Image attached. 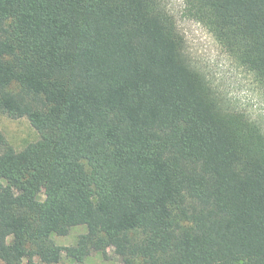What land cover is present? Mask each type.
<instances>
[{
    "label": "trees",
    "instance_id": "trees-1",
    "mask_svg": "<svg viewBox=\"0 0 264 264\" xmlns=\"http://www.w3.org/2000/svg\"><path fill=\"white\" fill-rule=\"evenodd\" d=\"M264 89V0H183ZM0 260L264 264V128L197 69L163 0H0ZM45 188L44 198L37 196Z\"/></svg>",
    "mask_w": 264,
    "mask_h": 264
},
{
    "label": "rangeland",
    "instance_id": "rangeland-1",
    "mask_svg": "<svg viewBox=\"0 0 264 264\" xmlns=\"http://www.w3.org/2000/svg\"><path fill=\"white\" fill-rule=\"evenodd\" d=\"M163 2L184 37L185 52L192 64L204 73L211 84L237 109L244 111L264 128V89L256 83L252 74L226 53L202 24L185 14L183 0ZM0 131L16 150L38 138L37 131L25 117L11 118L1 111ZM45 193L46 189L43 188L37 197L42 199ZM85 232V225H76L67 235H51L56 244L64 247L60 261L55 264H79L73 260L69 252L76 244L78 235ZM0 264L4 263L0 260ZM82 264L122 262L113 249L108 248L105 256L98 251H92Z\"/></svg>",
    "mask_w": 264,
    "mask_h": 264
}]
</instances>
